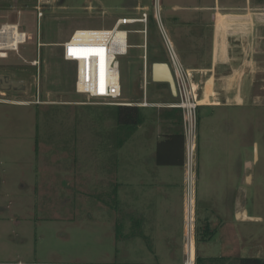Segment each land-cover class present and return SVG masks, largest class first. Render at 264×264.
Here are the masks:
<instances>
[{"label": "rangeland", "instance_id": "374dc122", "mask_svg": "<svg viewBox=\"0 0 264 264\" xmlns=\"http://www.w3.org/2000/svg\"><path fill=\"white\" fill-rule=\"evenodd\" d=\"M258 1V12L264 16V0ZM172 2L185 4L192 0ZM170 3L171 0H56L44 10L38 28L36 0H29V20H21L16 29L18 34L26 35V42L12 49L9 34H1L0 43L6 44L7 50H0V77L22 81L24 87L14 90L0 85V264H158V215L153 240L149 232L142 236L130 232L125 246L121 241L114 250L112 242H108L106 216L92 210L89 200L86 205L84 200L79 209L84 214L76 215L75 184L82 175L76 176L80 168L75 166V159L81 152L89 153L91 133L97 128L101 130L100 145L106 147L109 137L115 150L128 128L116 124L115 105L74 92L75 65L62 59L59 43L75 29H109L118 19L139 18L146 13L147 72L143 50L135 47L142 44L143 35L133 33L144 27H126L131 32L128 45L132 48L126 56L117 58L122 93L117 103L136 107L147 104L150 108L141 109L140 115L145 127H154L158 123V101L171 99L167 84L151 81V65L167 62L156 15L177 53L170 32H181L169 25ZM11 10L2 12L0 30L3 26L16 28L18 23ZM182 10L174 14L186 17L188 13ZM205 16L203 22L208 21L209 16ZM205 37L201 54L179 55L183 65L195 66L208 60L209 32ZM248 37L247 49H232L235 72H224L225 76L230 73L242 80L241 92L236 89L244 104L210 109L208 116H201L197 136L198 143L206 139L207 146L212 147L217 144L216 137L224 138L228 159L252 162L247 171L242 165L243 175H252V183L243 181L242 190L245 208L258 219L244 225L240 252L243 258L264 259V17ZM234 42L239 41H232V45ZM31 62L36 64L32 66ZM236 89L227 86L222 90L235 97ZM141 139L139 134L133 135L125 150L138 154ZM193 198L195 201V183ZM226 260L224 264H238L232 258ZM195 264L202 263L195 259Z\"/></svg>", "mask_w": 264, "mask_h": 264}, {"label": "crops", "instance_id": "0c3cea01", "mask_svg": "<svg viewBox=\"0 0 264 264\" xmlns=\"http://www.w3.org/2000/svg\"><path fill=\"white\" fill-rule=\"evenodd\" d=\"M258 7V0H192L185 4L171 0L169 25L173 30L181 29L179 33L170 32L178 55L201 54L200 46H206L205 33L210 34L208 60L200 65H184L191 71L199 95L198 124L201 116H208L212 108L244 104L236 89L241 92L242 80L230 73L225 76L224 72H235L231 58L233 47L247 49L248 35L252 36L260 17H264L260 16ZM180 8L188 13L186 17L178 18L174 14ZM206 14L208 21L203 22ZM162 26L166 30L165 25ZM234 40L239 42L232 45ZM186 61L189 63V58ZM227 86L236 89L235 97L222 90ZM174 102L172 96L158 101V123L147 128L141 117L137 127L127 130L117 150L109 137L106 147L100 145L101 130L97 128L91 133L93 144L91 142L89 153L81 152L75 159V166L80 168L76 176L82 175L75 184L76 215L84 214L79 209L86 205V200L90 201L92 210L105 215L108 242H112L113 250L121 241L125 246L130 232H137L139 236L149 232L152 239L158 215V264H181L184 259V138L181 112L170 107ZM135 134L142 137L138 154L125 150ZM199 138L197 136L193 212L196 261L224 264L226 258H232L238 263L243 258L240 252L243 227L258 219L245 208L242 190L243 181L248 185L252 183L250 173L243 175L242 165L245 164V169L251 168L252 162L228 159L224 138L216 137L215 147L207 146L206 139L198 143Z\"/></svg>", "mask_w": 264, "mask_h": 264}, {"label": "built area", "instance_id": "2783aa9c", "mask_svg": "<svg viewBox=\"0 0 264 264\" xmlns=\"http://www.w3.org/2000/svg\"><path fill=\"white\" fill-rule=\"evenodd\" d=\"M55 2L56 0H36L35 11L38 28L44 10ZM136 24H141L144 27V30L133 31V33L143 35L142 44L135 47L143 50L142 60L146 74L148 68L146 53L148 15L146 13L141 14L139 18L118 19L109 29H75L66 41L59 43L62 59L75 65L74 92L76 94L110 105L132 106V104L117 103L122 95L117 58L126 56L127 51L132 48L128 45V35L131 32L126 27ZM156 25L167 54L166 63L175 85V102L170 107L179 109L182 119L184 138L183 197L186 215L183 264H195L193 185L195 183L198 92L192 82L191 71L181 62L157 15ZM118 34H122V36ZM39 46H41L40 43H38ZM35 64L36 62H33V65Z\"/></svg>", "mask_w": 264, "mask_h": 264}, {"label": "trees", "instance_id": "16d2710c", "mask_svg": "<svg viewBox=\"0 0 264 264\" xmlns=\"http://www.w3.org/2000/svg\"><path fill=\"white\" fill-rule=\"evenodd\" d=\"M115 122L118 126L133 130L141 122L140 108L136 106H116ZM158 152V145H157ZM238 264H264V259L241 258Z\"/></svg>", "mask_w": 264, "mask_h": 264}, {"label": "water", "instance_id": "95a60500", "mask_svg": "<svg viewBox=\"0 0 264 264\" xmlns=\"http://www.w3.org/2000/svg\"><path fill=\"white\" fill-rule=\"evenodd\" d=\"M158 76V80L155 79ZM2 88L19 89L23 84L22 81H12L7 78L0 77ZM151 81L153 83H165L169 87L170 94L173 98L176 96L175 85L167 63H153L151 65Z\"/></svg>", "mask_w": 264, "mask_h": 264}, {"label": "flooded vegetation", "instance_id": "af4514ba", "mask_svg": "<svg viewBox=\"0 0 264 264\" xmlns=\"http://www.w3.org/2000/svg\"><path fill=\"white\" fill-rule=\"evenodd\" d=\"M4 0H0V16L2 14L3 11H6L8 10L9 8H12V10L10 11L11 13H14V18L15 20H17V25H16V29L18 30L19 26H20V23H21V20H26V22H28V14L30 12V6H29V0H8L10 3L9 4H4L3 2ZM23 24V23H22ZM24 25V24H23ZM1 26V24H0ZM13 28V27H12ZM1 31V30H0ZM25 38H26V35L24 34ZM23 39V42L22 43H25L26 42V39ZM28 39H30L31 37H28ZM21 44V43H19ZM30 65L33 66V62L30 63ZM9 80V79H8ZM0 85H2L1 81H0ZM1 87V86H0ZM24 87V82L23 84L21 85V87L17 90H21L22 88ZM16 90V89H14Z\"/></svg>", "mask_w": 264, "mask_h": 264}, {"label": "bare ground", "instance_id": "6f19581e", "mask_svg": "<svg viewBox=\"0 0 264 264\" xmlns=\"http://www.w3.org/2000/svg\"><path fill=\"white\" fill-rule=\"evenodd\" d=\"M158 3V2H157ZM157 6V5H156ZM157 9H158V7H157ZM158 16V15H157ZM4 28L0 31V36H1V34H4L5 35V33L7 32L8 34H9V37H10V41H9V43H10V46L12 47V49L14 48V49H16L17 48V46L19 45V43H22L23 42V35H20V34H18L17 33V31H16V28H11L12 30H13V32L14 33H12V30H10V29H8V28H6L5 26H3ZM11 27V26H10ZM13 27V26H12ZM15 27V26H14ZM78 31H82V30H78ZM119 36H122V34H118ZM6 37V36H5ZM2 38V37H1ZM0 38V39H1ZM2 41V40H1ZM2 43H4V42H2ZM4 45H6V44H4ZM4 45H2L1 43H0V50H2V49H6L5 47H4ZM10 49V48H9ZM7 50V49H6ZM155 79L156 80H158V76H155ZM2 93V92H1ZM143 106L144 107H147V104H143Z\"/></svg>", "mask_w": 264, "mask_h": 264}]
</instances>
